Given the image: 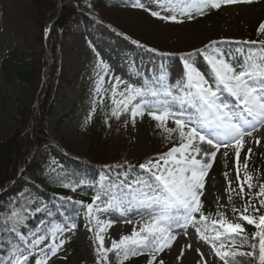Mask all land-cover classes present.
Here are the masks:
<instances>
[{
    "label": "rangeland",
    "instance_id": "obj_1",
    "mask_svg": "<svg viewBox=\"0 0 264 264\" xmlns=\"http://www.w3.org/2000/svg\"><path fill=\"white\" fill-rule=\"evenodd\" d=\"M35 1L0 0V63L4 55L10 51L31 53L40 50L37 40L41 37L43 29L39 23H43L45 17L41 16L39 23L35 21L33 13ZM56 1L59 2V0ZM107 1L109 6L106 9L95 11V25L92 30L73 34L60 43L61 71L69 82L63 84L58 90L54 98L53 114L46 124L47 134L53 142V147L40 151L33 150V154L41 161H45L48 157L57 158L51 166L54 171L57 161L69 159L76 163L90 162L91 158L99 156V151H103L108 163L100 169L98 180L73 187L67 195L59 199L58 203L77 202L84 193L92 191L96 196L99 192L101 199L96 201V204L101 211L96 212L95 216L105 225L110 223L103 232L104 247L110 248L113 240L119 241L122 236L131 235L134 229L139 231L143 224L151 219L149 211L143 207L133 206L127 211L109 207L108 202L112 197L116 199L124 197L125 207L129 198L127 193H121L119 189L112 187L113 182L119 184L125 178L131 181L136 176L145 178L148 174L139 169V164L158 158L159 155L180 144L177 132L169 134L165 132L164 127L157 131L154 120L148 115L149 111H156L155 109L159 108L157 100L149 101L153 106L145 109V114L137 116L134 122L130 112L122 113L119 119L112 116V88L116 78L122 81L117 88L120 92L128 84L139 87L144 79H157L170 85H177L183 75V63L179 66L172 65V59L167 58L171 56L170 54L162 58L160 54L151 50L152 45L139 44L143 45L139 46L127 42L129 37L144 38V35L137 31L129 33L135 23L134 14L140 12L159 22L163 31L170 35L202 37L204 43H207L198 49L215 41V46L225 53L230 61L237 62L241 55L248 58L247 55L250 53L258 54L261 50L264 33H260L258 27L264 23V0L222 4L219 9H206L203 15L199 14L194 7H188L191 0H139L145 4L144 9L134 7L137 0ZM151 11H160L162 15H176L178 22L153 17L150 14ZM189 12L192 13L191 19L186 15ZM57 17L58 15L54 16L45 26V35ZM226 29L228 30L226 35L217 37L221 30L226 31ZM249 32L261 36L260 44L247 37ZM245 46L250 47L249 54L243 52ZM198 49L188 53H195ZM45 54L49 65L52 64L53 57L50 51L45 50ZM153 57L162 59L157 62V66L152 61ZM193 58L197 60L198 68L207 74L210 69L203 57L194 56ZM100 61L107 65V72L98 66ZM101 76L104 80L102 85H98ZM98 86L101 88L99 92H97ZM38 87L37 82L32 88L29 84L18 80L8 84L3 80L0 71V144L17 132L24 133L31 124L32 118L29 112L24 117L19 116L14 106L21 108L27 106L31 110L38 111ZM225 95L228 94L225 93ZM102 118H105L106 125H109V138L107 137L108 141L99 144L94 139L92 128ZM165 126L171 129L176 127L173 119L167 120ZM261 132L259 128L251 137L244 138L239 165L241 181L248 175L247 168L244 167L245 157H249L248 167L252 163L256 150L264 144V135ZM257 139L259 144L256 143ZM197 143H200L201 150L204 145L203 150L216 151L206 142L197 141ZM139 144L144 146V151L142 154L134 155V149ZM96 148L97 152L94 154L93 150ZM248 148L252 149L251 153H248ZM205 157V162L211 163L212 166L205 177V186L200 197L203 213L210 216L213 211L211 220L220 219L218 214L223 213L232 223H241L245 233L250 231L254 234L257 231L255 225L247 224L240 218L239 212H234L233 209L243 211L248 206L249 210L245 214L252 215L258 222V217L264 214V207L260 206L259 200L255 202L253 199V193L254 191L258 193V189L249 190L245 183L244 193L239 192L235 148L220 147L216 151L214 161L210 155ZM129 165L135 168L129 169ZM259 176L264 184V165ZM229 181L234 191L229 192ZM27 183L29 189L20 194L18 200L7 211L0 214V225L8 230L15 223V218H11L13 211L27 217L24 221L26 227L20 228L23 235H27L28 229L44 227L41 223L34 228L29 225L28 220L31 215L29 205L33 199L34 190H47L46 186L38 185L34 179H29ZM229 195L232 197L231 200ZM250 196L252 200L249 206L247 202ZM259 198L264 199V197ZM45 222L49 228L55 225L65 228L63 233L57 232L55 240L57 244L63 241L62 246L55 256H50L46 264H97L96 249L99 241L96 240V233L100 225L95 219L90 221L86 207L83 214L75 220L61 213L59 221ZM73 223L74 228H72ZM69 228H71L70 231L67 230ZM24 230L26 232H23ZM172 233L176 239L169 247L155 254L156 259L152 261V264H160L161 261L163 264H194L188 261L187 254H194L198 259L197 264H223V261L216 256L212 244L200 238L196 227L189 224L185 230L174 226ZM12 234L15 236L14 233ZM208 234L214 235V233ZM50 243H52L51 233L39 248H44ZM39 248L32 250L33 255L29 259V264H34L35 258L40 256ZM45 251L47 252L48 249L45 248ZM9 252L10 249L6 254L0 253V260L7 262ZM151 255L144 264H149ZM101 264L104 262L101 261ZM107 264H118L115 251L108 254Z\"/></svg>",
    "mask_w": 264,
    "mask_h": 264
},
{
    "label": "snow or ice",
    "instance_id": "obj_2",
    "mask_svg": "<svg viewBox=\"0 0 264 264\" xmlns=\"http://www.w3.org/2000/svg\"><path fill=\"white\" fill-rule=\"evenodd\" d=\"M252 2L254 0H191L188 7H194L199 14L203 15L206 9H219L222 4ZM134 7L144 9L145 4L137 0ZM150 14L161 20L178 22L176 15H162L160 11H151ZM186 15L189 19L192 18V13L189 12ZM258 31L264 33V23L259 25ZM133 43L139 45V41H133ZM215 45V41L210 42L195 53H188L181 57L183 75L175 91L161 82L158 88L136 87L128 84L123 91L118 92L117 88L122 81L116 78L112 88V116L119 119L122 113L130 112L134 122L137 116L145 114V109L153 106L152 102L144 98L147 96L158 98L156 102L159 108L156 111H149L148 115L158 121L157 126L164 127L165 132L169 134L177 132L180 144L159 155L158 158L139 164V169L148 174L145 178L136 176L131 181L125 178L119 184L115 182L112 184V187L119 189L121 193H127L129 198L125 207L124 197L120 199L112 197L108 202L109 207L127 211L133 206H139L149 211L151 219L146 221L139 231L134 229L131 235L122 236L119 241L113 240L111 247L105 248L104 236L101 233L110 226V223L105 225L95 216L96 212L101 211L96 204V201L101 199V194L98 192L93 201L85 206L90 221L95 219L100 225L96 233V240L99 241L96 249L97 264H101V261L107 264L108 254L113 251L120 264H123V261L130 256L149 252L152 254L149 264H152V261L156 259L155 254L162 252L176 239L172 233L173 227L186 230L189 224L196 227L201 239L212 244L216 256L223 261V264H240L239 258L244 256L258 258V264H264V214L258 217L257 222L252 215L245 214L249 210L248 206L243 211L233 209L234 212H239L243 221L249 225H255L257 229L252 240L258 239V252L256 242L250 243L251 251L244 252L239 248L249 243V237L245 234L241 223H232L223 213L218 214L220 219H213L209 223L210 217L202 211L200 197L203 194L205 177L212 165L197 159L202 151L197 141L206 142L216 151L222 146L235 148L236 178L239 183V192L243 194L245 183L249 190L253 187L251 175H246L243 181L240 177V152L244 146V138L251 137L254 131L264 127V42H261L262 47L258 54L250 53L246 60L239 63L230 61L227 55ZM194 56H202L206 61L210 69L207 74L198 68ZM98 66L107 72V65L103 61H100ZM103 80L104 77L101 76L98 85H102ZM100 90L98 86L97 92ZM225 93L233 98L234 102L224 98ZM169 119L174 120L175 129L165 126ZM256 143L259 144L258 139ZM216 151H205L204 155H210L214 161ZM247 151L251 153L252 149L248 148ZM248 159L249 157L246 156L245 169ZM133 168L135 166L129 165V169ZM228 190L234 191L230 181ZM133 193L135 195H132ZM257 196L264 197V184L259 186ZM231 199L229 195V200ZM251 200L250 196L247 202L249 206ZM259 204L264 207V199H259ZM35 212H41V208L36 207ZM197 213L200 214L199 219L196 217ZM11 218H15V223L9 231L15 234L19 243L10 245L9 259L7 262L0 260V264H29V259L33 255L32 250L39 248L48 239L49 233L52 236V243L39 248L40 256L35 258L34 264H46L50 256L56 255L63 244V241L59 244L55 242L56 235L57 232L63 233L65 228L59 225L49 228L42 220L40 223L44 225L43 228L28 229L27 235H23L20 228L26 227L24 221L27 217L13 211ZM201 224L203 227L199 226ZM74 227L73 223L72 228ZM67 230L70 231L71 228ZM208 233H214V235ZM226 242H228L227 245ZM45 248L48 249L47 252ZM160 264L163 262L161 261Z\"/></svg>",
    "mask_w": 264,
    "mask_h": 264
},
{
    "label": "trees",
    "instance_id": "obj_3",
    "mask_svg": "<svg viewBox=\"0 0 264 264\" xmlns=\"http://www.w3.org/2000/svg\"><path fill=\"white\" fill-rule=\"evenodd\" d=\"M108 4L107 0H59V2L56 0L51 2L36 0L33 3L35 21L39 23L40 17H45L43 23H39L41 29H43L41 37L37 40L39 41L40 50L31 53L10 51L4 55L0 63L2 78L6 83L11 84L14 80H18L21 83L29 84L32 88L36 82L39 83L37 93L38 111L31 110L27 106L22 108L14 106L19 116L24 117L29 112L32 118L31 124L24 133L17 132L0 144V214L7 211L18 200L20 194L29 189L27 183L29 179H34L38 185L46 186V191L38 189L33 191V199L29 205L31 215L28 220L29 225L33 228L39 225L42 220L59 221L61 213L71 220L79 218L83 214L85 204L93 201L94 192L82 194L79 201H77L80 203L59 204V199L67 195L75 186L85 182H96L99 178L100 169L108 163L103 151H99V156L91 158L90 162L76 163L69 159L57 161L54 166L55 170L52 171V163L57 158L48 157L45 161H41L33 154V150L40 151L53 147V142L47 134L46 124L48 118L53 114L55 108L54 98L58 90L63 84L69 82L61 71L60 43L64 38L73 34L92 30L95 25V11L106 9L109 6ZM56 15L58 17L51 23L48 35H45V26ZM247 37L259 44L261 42V36L253 32H249ZM45 50H49L53 57L50 65L48 59H46ZM244 51L249 54L251 49L245 46ZM246 59L247 57L241 55L237 63ZM46 69L47 72L45 73ZM161 82L172 87L175 91L177 85H170L157 79H144L139 87L158 88ZM225 98L229 102H233L232 98L228 96ZM145 99L152 101L158 98L147 96ZM150 118L152 117L150 116ZM152 120L154 119L152 118ZM154 123L158 131L161 127L157 126L158 121L154 120ZM106 124L105 118H102L92 128L94 139L99 144L108 141L110 128ZM93 152L95 154L97 148ZM65 185L68 186L65 187ZM36 207H40L41 212H35ZM212 214L209 216V223ZM196 217L199 219L198 213ZM199 226L203 227L202 224ZM23 232H26V230ZM245 234L249 237V243L245 244L243 248L238 246L239 250L251 251L250 243L256 242L258 252V239L253 241L254 234L250 231H246ZM16 243L19 242L15 236L0 225V253L6 254L10 249V245ZM150 254L149 252H143L136 256H130L129 259L123 261V264H144ZM239 260L240 264H258V258L244 256L240 257ZM117 261L120 264L118 258Z\"/></svg>",
    "mask_w": 264,
    "mask_h": 264
},
{
    "label": "bare ground",
    "instance_id": "obj_4",
    "mask_svg": "<svg viewBox=\"0 0 264 264\" xmlns=\"http://www.w3.org/2000/svg\"><path fill=\"white\" fill-rule=\"evenodd\" d=\"M135 23L132 29L129 31L131 33L132 31H137V33H142L144 38H131L129 37V40L127 42L133 43V41H139V44H149L152 45V49L156 52V54H160L162 58H166V54H170L171 56H167V58H171V64L175 66H179L181 63H183V60L181 59L182 56H185L188 54L189 51L201 48L205 43L204 39L202 37L197 36H176V35H170L168 32L163 31L162 25L152 20L151 18L143 15L140 12H136L134 14ZM228 33V30H221V32L217 35V37H221L223 35H226ZM136 44V43H133ZM199 44H202L199 46ZM162 60L161 58L153 57L152 61L157 66V62H160ZM262 132L261 134L264 135V127H260ZM204 145L202 147L201 154L198 155L197 159H202L203 161L206 160V157L204 155L205 149L203 150ZM144 151L143 145H138L135 147L133 154L139 155L142 154ZM264 165V144L261 146V148L257 149L254 155V158L252 160V163L247 167L248 175H251L253 180V187L255 189L259 190V186L263 184L262 180L260 179L259 172ZM254 189V190H255ZM253 199L255 202H257L260 198L257 196V193L254 191L253 193ZM104 233L102 232L101 235ZM182 246V245H180ZM184 248V247H183ZM188 261L190 263L197 264L198 259L194 254H187Z\"/></svg>",
    "mask_w": 264,
    "mask_h": 264
}]
</instances>
